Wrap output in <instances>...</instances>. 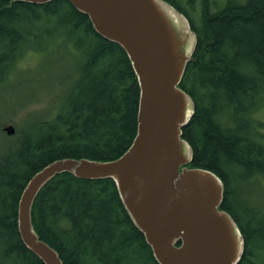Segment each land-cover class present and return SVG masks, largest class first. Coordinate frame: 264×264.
Returning a JSON list of instances; mask_svg holds the SVG:
<instances>
[{"label":"trees","instance_id":"16d2710c","mask_svg":"<svg viewBox=\"0 0 264 264\" xmlns=\"http://www.w3.org/2000/svg\"><path fill=\"white\" fill-rule=\"evenodd\" d=\"M166 1L196 35L179 85L195 105L182 128L193 151L190 166L214 172L224 184L222 209L244 239L238 264H264V210L250 204L249 191L264 180V122L258 117L264 0H227L225 7L214 0ZM37 55L31 89L46 101L14 134L11 157L0 161V264H44L18 231V203L36 172L61 159H117L137 134L140 89L120 45L99 35L68 0H0V78L32 72L18 66ZM31 216L40 239L64 264H159L112 179L57 175L39 192Z\"/></svg>","mask_w":264,"mask_h":264},{"label":"water","instance_id":"95a60500","mask_svg":"<svg viewBox=\"0 0 264 264\" xmlns=\"http://www.w3.org/2000/svg\"><path fill=\"white\" fill-rule=\"evenodd\" d=\"M68 1L99 35L127 53L140 89L137 134L117 159H61L36 172L18 203L22 242L44 264H64L38 236L31 212L42 188L57 175L70 173L115 182L159 264H238L244 239L222 209L224 184L214 172L189 165L193 151L182 137L195 112L193 99L179 87L196 46L188 20L165 0ZM5 130L15 132L13 126Z\"/></svg>","mask_w":264,"mask_h":264},{"label":"rangeland","instance_id":"374dc122","mask_svg":"<svg viewBox=\"0 0 264 264\" xmlns=\"http://www.w3.org/2000/svg\"><path fill=\"white\" fill-rule=\"evenodd\" d=\"M195 1L199 4L201 0ZM214 1L219 7L228 5L227 0ZM245 2L246 0H235L234 3L238 4ZM213 10H217L215 5L212 6V11ZM195 44L196 42H194L193 46H195ZM39 57L40 55H37L38 60L34 62L32 57L24 61L22 60L18 66L19 70L26 72L31 68L32 72L29 71L27 74H15L14 76L10 74L8 80H4L3 76L0 78V161L4 160L5 157H11L9 154L12 153L17 146V138L9 137L7 133L3 131L2 127L13 125L16 130L20 128L22 131L25 123L30 119L29 117L46 101L43 100V94H39L36 89H31L34 83L32 80L36 77V72L40 67L39 61L41 60H39ZM54 93H56V90L51 91L50 95ZM258 117L264 122V106L258 112ZM262 133L264 134V130ZM256 179L260 180L259 176L256 177ZM249 191L251 192L252 200L255 201L250 204L264 210V180H260V183H257L255 186L252 185ZM247 198L248 197H245L246 200ZM246 204L251 210L254 209L248 202H246Z\"/></svg>","mask_w":264,"mask_h":264},{"label":"bare ground","instance_id":"6f19581e","mask_svg":"<svg viewBox=\"0 0 264 264\" xmlns=\"http://www.w3.org/2000/svg\"><path fill=\"white\" fill-rule=\"evenodd\" d=\"M193 55V54H192Z\"/></svg>","mask_w":264,"mask_h":264}]
</instances>
